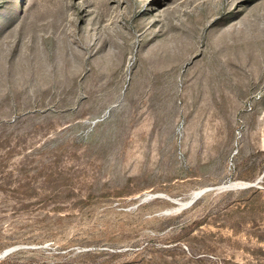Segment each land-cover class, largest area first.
<instances>
[{
    "label": "rangeland",
    "instance_id": "rangeland-1",
    "mask_svg": "<svg viewBox=\"0 0 264 264\" xmlns=\"http://www.w3.org/2000/svg\"><path fill=\"white\" fill-rule=\"evenodd\" d=\"M9 248L0 264H264V0H0Z\"/></svg>",
    "mask_w": 264,
    "mask_h": 264
},
{
    "label": "water",
    "instance_id": "water-1",
    "mask_svg": "<svg viewBox=\"0 0 264 264\" xmlns=\"http://www.w3.org/2000/svg\"><path fill=\"white\" fill-rule=\"evenodd\" d=\"M250 185H252V184H250V183H237V182H234V183L222 184V185L213 186V187H206V188H203V189L195 192L192 195V197L185 204H182V205L183 206L190 205L201 194H203L206 191L212 190V189L224 190V189H232V188H236V187H246V186H250ZM12 249L13 248L6 249L2 254H0V256L1 255H5L6 253L10 252Z\"/></svg>",
    "mask_w": 264,
    "mask_h": 264
}]
</instances>
